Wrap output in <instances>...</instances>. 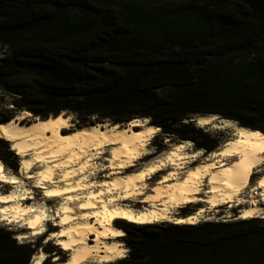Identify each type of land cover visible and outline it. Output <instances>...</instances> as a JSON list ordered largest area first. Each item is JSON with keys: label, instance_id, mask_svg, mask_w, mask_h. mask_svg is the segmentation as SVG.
<instances>
[{"label": "trees", "instance_id": "1", "mask_svg": "<svg viewBox=\"0 0 264 264\" xmlns=\"http://www.w3.org/2000/svg\"><path fill=\"white\" fill-rule=\"evenodd\" d=\"M0 52V92L39 118H147L207 151L217 143L185 118L264 132V0H0ZM117 222L129 254L114 264H264V218ZM35 252L0 227V264Z\"/></svg>", "mask_w": 264, "mask_h": 264}, {"label": "bare ground", "instance_id": "2", "mask_svg": "<svg viewBox=\"0 0 264 264\" xmlns=\"http://www.w3.org/2000/svg\"><path fill=\"white\" fill-rule=\"evenodd\" d=\"M30 116L22 111L1 122L0 140L11 143L20 156V174L43 189L46 198L59 197V207L50 218L45 206H30L31 198L17 190L25 187L24 180L8 175L0 160V183L16 188L0 191V218L29 225L34 236L44 235L47 222H55L58 228L46 242L54 239L71 254L63 261L56 255L53 264H103L124 258L127 249L119 238L125 232L115 226L118 220L195 225L223 206H243L240 219L264 218V132L260 130L235 126L215 115L200 116L199 127L232 129L220 149L204 157L202 151H190L188 144L168 141L169 149L157 156L149 149L160 128L146 124L147 118H135L127 126L106 121L78 127L71 114ZM99 160L105 163L99 165ZM252 175L259 176L255 184H250ZM141 203L145 206L139 207ZM197 203L207 205L179 215L181 209ZM46 258L47 253L40 251L31 264Z\"/></svg>", "mask_w": 264, "mask_h": 264}, {"label": "rangeland", "instance_id": "3", "mask_svg": "<svg viewBox=\"0 0 264 264\" xmlns=\"http://www.w3.org/2000/svg\"><path fill=\"white\" fill-rule=\"evenodd\" d=\"M161 1V0H159ZM0 56H1V52H0ZM15 96L11 95V94H7V93H2L0 92V119H10L11 117H13L16 113L18 112H22V111H26L23 110L21 108H19L18 106H16L15 104ZM30 113V112H29ZM66 115H70L69 113H65ZM30 119H35L38 118L35 115H33L32 113H30ZM217 116V115H216ZM219 120L220 121H230L233 122L235 126H241L238 122L235 121H231V120H226L221 118L220 116ZM72 119L74 121V124H76L78 127H82L84 125H93L97 122H99L97 119L92 118L90 120V123H86V124H82V123H78L77 121V117H75L74 115H72ZM190 118L187 117L184 119L183 123H188L190 122ZM111 124H113L110 121H107ZM129 122H123L121 124H123L124 126H127ZM197 126V123L194 122ZM146 124H150V121L148 120L146 122ZM198 127V126H197ZM242 127V126H241ZM262 127L264 128V124L262 125ZM202 128L203 132L207 133L213 141H215L217 143L216 147L213 150H218L220 149L223 144L225 143V141L231 137V133H232V129L228 128V129H220V130H210L208 128H204V127H199ZM3 141V140H2ZM0 142V147H4V146H8L10 148V150L13 152V156L10 157L9 161H5L2 160L4 166H5V170L6 173L8 175L11 176H17L20 179H23L25 182V187L24 188H18V192L19 194H23L22 197H29L31 198L30 201V206H38V205H42L45 206L46 209L48 211H50L49 213V217H53L54 214L56 213L58 207H59V202H60V198L59 197H55L54 199H49L45 197V191L41 188H35L33 187V183L31 182L32 180L29 179H25L19 172V168H20V156H18L16 154V152H14L12 150V145L9 142ZM170 141L171 144H177V143H185L188 144V148L190 151H202L203 152V156L207 157L212 151H207L205 148H200L199 147V143L193 142L191 140H185L182 139L181 137H172V136H165L163 134L162 129L160 128V132L156 135V137L153 139V141L151 142V146H150V151H153L157 156L163 154L165 151H167V149H169L170 146H168L166 144V142ZM1 160V159H0ZM11 162H17L18 168L14 169L11 167ZM145 161H141L140 163L143 164ZM104 164V161H100L99 160V165ZM262 170H264V166L262 167ZM101 179V175L99 176ZM160 177V175H156L154 177V179L152 181L149 182V185L152 186L155 183V180H157ZM259 179L258 175H252L250 177V184H255ZM13 184H9V186L5 185L4 183H0V191L2 192H8L11 190H15L16 188L12 187ZM249 193V189H247L244 193V196H248ZM36 199V200H35ZM24 203H26V201H24ZM139 207H144L145 204H139ZM207 204L205 203H197V204H193L192 206L188 207V208H183L180 210V214L182 216L191 214L196 208L201 207V206H206ZM264 206V203H263ZM243 206H236L234 208H229L226 206H223L219 209L218 212H211V213H207L208 215H206V217L201 218L199 220V223L201 222H205V221H235V220H240L239 215H240V211L242 210ZM262 218V217H260ZM55 222L53 221H49L47 222V231L44 235H33V231H30V229H27L29 225L24 224V223H16V222H10V221H6L3 220L2 218H0V227H4L10 231H12L14 233L15 239L18 243H29L32 244V246L34 247V245H36V253H39L40 251H44L47 253L48 258L44 259L42 261L41 264H53L54 263V259L55 256L58 255V257L61 258V261L63 260H67L70 256V252L65 251L61 248V246L56 245V240H52L50 242H46L47 241V236L50 232L57 230V226L54 225ZM169 224H174L172 222H163V223H159L158 225H169ZM21 225H24V227H21ZM118 225V222L115 223V226ZM119 228V227H118ZM48 232V233H47ZM27 236L25 238H23V236ZM127 237V234L125 233V235L121 238H119L120 241H122V243L124 244V246L127 249L126 252V256H128L129 254V249L128 247L125 245V241L124 239ZM124 257V258H125ZM33 258V257H32ZM123 259V258H122ZM32 260V259H31ZM116 263V261L113 262H106L103 264H114ZM31 264V261L30 263ZM84 264H95V262L93 263L92 261L86 262Z\"/></svg>", "mask_w": 264, "mask_h": 264}, {"label": "water", "instance_id": "4", "mask_svg": "<svg viewBox=\"0 0 264 264\" xmlns=\"http://www.w3.org/2000/svg\"><path fill=\"white\" fill-rule=\"evenodd\" d=\"M198 117H200L199 115L198 116H192L191 118H190V120L192 121V122H198V121H196V120H198ZM1 123V122H0Z\"/></svg>", "mask_w": 264, "mask_h": 264}, {"label": "snow or ice", "instance_id": "5", "mask_svg": "<svg viewBox=\"0 0 264 264\" xmlns=\"http://www.w3.org/2000/svg\"><path fill=\"white\" fill-rule=\"evenodd\" d=\"M246 215H247V213H246Z\"/></svg>", "mask_w": 264, "mask_h": 264}]
</instances>
